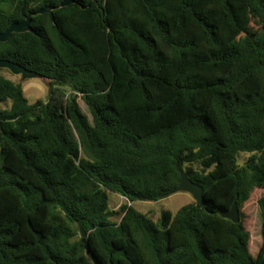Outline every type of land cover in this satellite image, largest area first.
Masks as SVG:
<instances>
[{
  "label": "trees",
  "instance_id": "1",
  "mask_svg": "<svg viewBox=\"0 0 264 264\" xmlns=\"http://www.w3.org/2000/svg\"><path fill=\"white\" fill-rule=\"evenodd\" d=\"M63 1L3 0L0 31ZM32 27L0 43L50 80L30 103L0 70V264H261L264 194L257 257L243 208L264 191V0H74ZM177 163L205 207L111 209L177 193Z\"/></svg>",
  "mask_w": 264,
  "mask_h": 264
},
{
  "label": "rangeland",
  "instance_id": "2",
  "mask_svg": "<svg viewBox=\"0 0 264 264\" xmlns=\"http://www.w3.org/2000/svg\"><path fill=\"white\" fill-rule=\"evenodd\" d=\"M0 6L9 10V6L0 0ZM3 74L17 82L21 83L24 91L25 97L29 100L30 103H35L39 100L48 101L49 98V83L45 79H34L24 82L22 76H16L11 72L5 70ZM79 104L82 108V111L92 120L91 114L89 112V107L86 103L79 99ZM10 106L8 104L0 103V109H4ZM250 157V154H242L240 157V163L244 164L246 160ZM264 194L263 190H257L251 194L250 200L246 203L243 208V223L246 229L250 232V251L257 257L262 246V237H263V219L260 215V209L258 205V199ZM111 199V209L118 211L122 205L125 203L133 204L134 208L138 211L147 214L154 221H159L163 211H171L176 213L178 209L183 208L184 206L196 201L194 197L189 193L177 192L172 196L157 202V201H141L137 203L130 202L127 198L110 193ZM114 220H119L115 218Z\"/></svg>",
  "mask_w": 264,
  "mask_h": 264
},
{
  "label": "water",
  "instance_id": "3",
  "mask_svg": "<svg viewBox=\"0 0 264 264\" xmlns=\"http://www.w3.org/2000/svg\"><path fill=\"white\" fill-rule=\"evenodd\" d=\"M72 3L74 4V0H64L59 7H53V6L48 5L46 7L41 8L40 10L36 12L30 13L27 16V18L24 19L23 21L12 24V26L6 32L1 33L0 31V43H7L15 33L36 34L35 29L32 27L33 17L37 15H42L45 13L54 14V12L57 9L67 7L71 5ZM0 70H7L16 76H22V79L24 82L29 81V80H34V79H45V81H48V83L50 82V80L47 79L45 76L37 72L29 71L25 69L24 67H22V65L14 63V62H10L8 60H0ZM0 127L2 128L1 123H0ZM177 170L181 175V185L178 187L177 192L191 194L196 200V202H198L201 206L205 207L206 203H205L203 186L193 182L189 178L187 173L182 169L179 163H177ZM240 212L241 211L238 207V204L237 202H235L233 208L230 211H227V210L220 211L219 215H221L224 218H227L228 220L232 221L235 224H238L241 221ZM81 230L83 231L82 232L83 237L86 238L87 234L82 228ZM110 264H113V263H110ZM261 264H264V260L261 262Z\"/></svg>",
  "mask_w": 264,
  "mask_h": 264
}]
</instances>
